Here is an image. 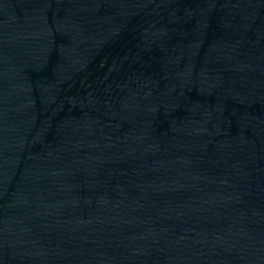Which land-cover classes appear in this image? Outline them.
<instances>
[{
    "label": "water",
    "instance_id": "obj_1",
    "mask_svg": "<svg viewBox=\"0 0 264 264\" xmlns=\"http://www.w3.org/2000/svg\"><path fill=\"white\" fill-rule=\"evenodd\" d=\"M0 264H264V0H0Z\"/></svg>",
    "mask_w": 264,
    "mask_h": 264
}]
</instances>
